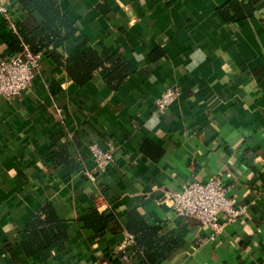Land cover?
Instances as JSON below:
<instances>
[{
  "label": "crops",
  "instance_id": "1",
  "mask_svg": "<svg viewBox=\"0 0 264 264\" xmlns=\"http://www.w3.org/2000/svg\"><path fill=\"white\" fill-rule=\"evenodd\" d=\"M229 1H60L77 29L58 49L63 58L86 42L119 53L131 71L116 90L104 73L79 87L50 49L23 96H0V264H138L128 233L95 238L85 227L95 207L123 223L138 211L177 237L162 264H264V0H237L252 14L226 22L219 9ZM9 12L0 15V58L20 53L19 25L43 22L21 0H10ZM169 87L180 96L160 112L156 101ZM92 144L114 149L97 182L89 179ZM213 176L244 209L219 234L166 199ZM47 204L69 239L44 255L25 243Z\"/></svg>",
  "mask_w": 264,
  "mask_h": 264
},
{
  "label": "trees",
  "instance_id": "2",
  "mask_svg": "<svg viewBox=\"0 0 264 264\" xmlns=\"http://www.w3.org/2000/svg\"><path fill=\"white\" fill-rule=\"evenodd\" d=\"M60 1L21 0L25 7H34L42 16L43 22L34 28L28 24L19 25L18 34L13 36L15 50L21 52L22 43L34 54L53 49V59L77 86L82 87L97 73H104L108 85L118 89L131 71V67L119 53H99L96 49L87 47L86 42L67 58H63L58 52L77 33L74 22L61 13ZM219 14L226 22L240 21L252 14V7L230 0L219 9ZM65 165L70 170L75 169L71 163L66 162ZM82 221L87 229L94 232L95 238L103 237L108 232H126L133 236L134 240L127 249L138 256V264H162L179 246L177 237L164 236L161 225H150L138 211L128 213L127 221L123 223L116 212L101 213L95 207ZM27 232L25 248L32 252L38 250L44 255L49 254L53 246L63 249L69 239L65 221L59 218L51 204L41 209L28 226Z\"/></svg>",
  "mask_w": 264,
  "mask_h": 264
},
{
  "label": "built area",
  "instance_id": "3",
  "mask_svg": "<svg viewBox=\"0 0 264 264\" xmlns=\"http://www.w3.org/2000/svg\"><path fill=\"white\" fill-rule=\"evenodd\" d=\"M9 5L10 0H0V15L8 18ZM42 58V53L34 54L26 45H23L19 54L0 58V96L9 101L23 96L32 87L35 71L39 69ZM179 96L180 91L177 88L169 87L156 101L157 109L160 112L165 111ZM89 150L95 164L89 179L97 182L114 162V149H103L92 144ZM230 190L220 177L213 176L206 182H190L181 191L168 193L166 199L171 202L179 216L195 218L211 228L215 234H219L244 213V209L238 207L236 201L230 197ZM133 240L134 237L130 235L126 244H131ZM124 259L128 260L126 254Z\"/></svg>",
  "mask_w": 264,
  "mask_h": 264
}]
</instances>
